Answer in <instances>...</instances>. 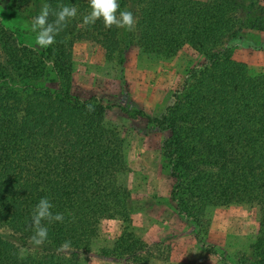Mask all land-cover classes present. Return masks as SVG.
<instances>
[{
  "label": "trees",
  "instance_id": "1",
  "mask_svg": "<svg viewBox=\"0 0 264 264\" xmlns=\"http://www.w3.org/2000/svg\"><path fill=\"white\" fill-rule=\"evenodd\" d=\"M7 1L16 15L34 6L37 16L41 3H48L53 12L75 6L78 16L41 49L22 42L0 18V264H77L84 254L137 264L146 247L134 236L133 200L121 182L125 141L101 106L72 93L73 49L80 40L113 41L121 66L133 46L172 57L189 45L202 54L204 63L188 70L161 115L135 110L133 117L170 133L163 157L171 200L188 223L200 226L213 205L264 209V74L252 76L234 58L238 44L251 46L246 33H264L261 0H120L137 20L132 31L106 28L102 20L85 25L89 0ZM53 72L56 88L46 85ZM9 102L20 110L10 112ZM41 197L65 220L47 225L49 238L36 247L31 214ZM104 213L125 223L115 258L92 251ZM220 261L264 264V233L233 261Z\"/></svg>",
  "mask_w": 264,
  "mask_h": 264
},
{
  "label": "rangeland",
  "instance_id": "2",
  "mask_svg": "<svg viewBox=\"0 0 264 264\" xmlns=\"http://www.w3.org/2000/svg\"><path fill=\"white\" fill-rule=\"evenodd\" d=\"M7 6V0H0L1 20L19 33L22 42L41 49L36 44V33L30 30L35 7L16 15ZM245 38L251 46L238 44L234 58L245 62L252 76L264 74V33L250 31ZM204 60L189 45L172 57L133 46L127 50L125 64L121 66L113 41L80 40L74 45L73 95L101 106L105 119L118 128L125 141L127 171L121 180L122 187L133 200L134 236L146 244L138 253L137 264H220L221 256L233 261L237 252L248 251L264 233V209L258 204L210 206L197 227L182 218L171 200L172 181L163 157L164 142L170 133L157 129L144 117H133L135 110L153 117L161 115L188 70L202 65ZM49 77L46 85L58 87L55 73ZM7 107L10 112L20 110L15 102L7 103ZM124 227L123 221L104 213L92 251L115 258L116 243ZM77 264L115 263L84 254Z\"/></svg>",
  "mask_w": 264,
  "mask_h": 264
},
{
  "label": "clouds",
  "instance_id": "3",
  "mask_svg": "<svg viewBox=\"0 0 264 264\" xmlns=\"http://www.w3.org/2000/svg\"><path fill=\"white\" fill-rule=\"evenodd\" d=\"M91 11L83 16L85 25H94L102 20L104 27L123 28L132 31L137 20L134 14L128 10H122L120 0H89ZM54 15L55 20L49 22V16ZM78 9L75 6L63 5L58 10L52 11L48 3L40 6L39 14L32 18L30 30L36 33V44L39 47L48 48L56 42V36L70 21L77 18ZM52 201L47 197H41L31 214V225L34 228L31 243L42 246L49 238V228L52 223H63L65 216L61 212H55ZM47 222L45 224L44 222Z\"/></svg>",
  "mask_w": 264,
  "mask_h": 264
},
{
  "label": "crops",
  "instance_id": "4",
  "mask_svg": "<svg viewBox=\"0 0 264 264\" xmlns=\"http://www.w3.org/2000/svg\"><path fill=\"white\" fill-rule=\"evenodd\" d=\"M134 225L138 228L139 224H137V220H134Z\"/></svg>",
  "mask_w": 264,
  "mask_h": 264
}]
</instances>
